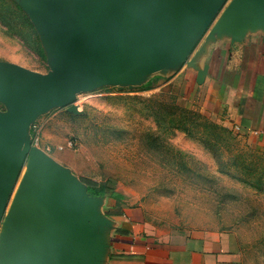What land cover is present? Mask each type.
<instances>
[{
    "label": "rangeland",
    "instance_id": "1",
    "mask_svg": "<svg viewBox=\"0 0 264 264\" xmlns=\"http://www.w3.org/2000/svg\"><path fill=\"white\" fill-rule=\"evenodd\" d=\"M39 14L0 0V64L50 73L56 37L44 36ZM15 96L0 97V115ZM24 137L80 187L84 179L122 192L153 236L230 231L244 264H264V149L191 103L182 82L112 74L39 111Z\"/></svg>",
    "mask_w": 264,
    "mask_h": 264
},
{
    "label": "water",
    "instance_id": "2",
    "mask_svg": "<svg viewBox=\"0 0 264 264\" xmlns=\"http://www.w3.org/2000/svg\"><path fill=\"white\" fill-rule=\"evenodd\" d=\"M225 1L80 0L77 5L51 1L31 6L40 13L41 25L56 37L59 58L45 75L0 64V97H18L11 111L0 116V153H11L0 175V204L15 171L25 160L28 165L15 198L24 209L5 222L0 242L7 250L0 249V264H81L77 187L26 142V122L112 74L126 73L137 80L153 75L159 67L151 55L157 53L167 26L208 20ZM263 5L264 0H233L231 6L250 19Z\"/></svg>",
    "mask_w": 264,
    "mask_h": 264
},
{
    "label": "crops",
    "instance_id": "3",
    "mask_svg": "<svg viewBox=\"0 0 264 264\" xmlns=\"http://www.w3.org/2000/svg\"><path fill=\"white\" fill-rule=\"evenodd\" d=\"M21 1L31 7L51 1L77 5L80 0ZM232 1L226 0L208 20L167 26L157 53L151 55L159 70L141 82L156 77L168 78L170 85L182 82L191 103L246 144L264 149V5L244 19ZM41 31L49 35L42 25ZM10 157L8 151L0 153V175ZM62 170L79 194L76 230L81 264H244L234 233L201 229L153 236L143 227L141 209L128 205L122 192L97 187L104 191L89 194L84 179L80 187ZM27 171L25 160L0 204V238L5 222L23 212L24 206L16 205L15 198ZM0 249L7 250L1 242Z\"/></svg>",
    "mask_w": 264,
    "mask_h": 264
},
{
    "label": "trees",
    "instance_id": "4",
    "mask_svg": "<svg viewBox=\"0 0 264 264\" xmlns=\"http://www.w3.org/2000/svg\"><path fill=\"white\" fill-rule=\"evenodd\" d=\"M82 181H83V183H85L88 186L87 192L89 194L98 195L104 191V188H102L101 190H98L97 186L95 184L91 183V181H89V180H82Z\"/></svg>",
    "mask_w": 264,
    "mask_h": 264
}]
</instances>
